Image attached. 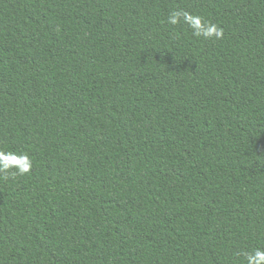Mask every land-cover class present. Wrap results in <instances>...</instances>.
I'll list each match as a JSON object with an SVG mask.
<instances>
[{
    "label": "trees",
    "instance_id": "obj_1",
    "mask_svg": "<svg viewBox=\"0 0 264 264\" xmlns=\"http://www.w3.org/2000/svg\"><path fill=\"white\" fill-rule=\"evenodd\" d=\"M0 150L33 162L0 173V264H246L264 0H0Z\"/></svg>",
    "mask_w": 264,
    "mask_h": 264
},
{
    "label": "clouds",
    "instance_id": "obj_2",
    "mask_svg": "<svg viewBox=\"0 0 264 264\" xmlns=\"http://www.w3.org/2000/svg\"><path fill=\"white\" fill-rule=\"evenodd\" d=\"M183 21L192 29L195 37H203L205 39H221L223 38V29L216 24L207 22L200 15H194L184 10H173L169 13L168 23L172 25L180 24ZM33 166V162L26 153H16L13 151L0 150V173L4 174L7 179L8 175H24L28 173ZM246 264H264V248H256L251 252L245 253Z\"/></svg>",
    "mask_w": 264,
    "mask_h": 264
}]
</instances>
